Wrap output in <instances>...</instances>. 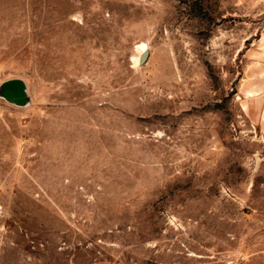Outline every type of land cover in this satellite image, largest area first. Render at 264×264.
<instances>
[{
  "label": "rangeland",
  "instance_id": "1",
  "mask_svg": "<svg viewBox=\"0 0 264 264\" xmlns=\"http://www.w3.org/2000/svg\"><path fill=\"white\" fill-rule=\"evenodd\" d=\"M17 77L0 264H264V0H0Z\"/></svg>",
  "mask_w": 264,
  "mask_h": 264
},
{
  "label": "water",
  "instance_id": "2",
  "mask_svg": "<svg viewBox=\"0 0 264 264\" xmlns=\"http://www.w3.org/2000/svg\"><path fill=\"white\" fill-rule=\"evenodd\" d=\"M149 55L146 48L141 54V62L145 61ZM0 96L6 100L17 104L26 105L28 103L27 85L23 78H9L0 83Z\"/></svg>",
  "mask_w": 264,
  "mask_h": 264
},
{
  "label": "bare ground",
  "instance_id": "3",
  "mask_svg": "<svg viewBox=\"0 0 264 264\" xmlns=\"http://www.w3.org/2000/svg\"><path fill=\"white\" fill-rule=\"evenodd\" d=\"M139 47H140V49L142 50V52L147 48V43L146 42H141L140 44H139Z\"/></svg>",
  "mask_w": 264,
  "mask_h": 264
}]
</instances>
